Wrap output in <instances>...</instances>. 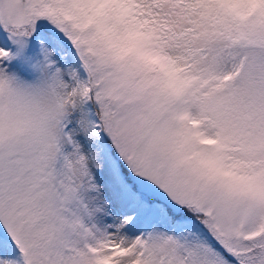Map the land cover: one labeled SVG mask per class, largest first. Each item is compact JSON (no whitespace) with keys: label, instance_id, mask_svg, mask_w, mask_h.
<instances>
[{"label":"snow or ice","instance_id":"obj_1","mask_svg":"<svg viewBox=\"0 0 264 264\" xmlns=\"http://www.w3.org/2000/svg\"><path fill=\"white\" fill-rule=\"evenodd\" d=\"M0 264H264V0H0Z\"/></svg>","mask_w":264,"mask_h":264}]
</instances>
